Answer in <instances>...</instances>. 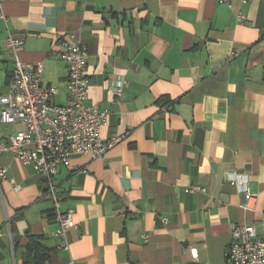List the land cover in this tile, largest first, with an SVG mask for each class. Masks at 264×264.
I'll return each mask as SVG.
<instances>
[{
  "label": "crops",
  "instance_id": "crops-1",
  "mask_svg": "<svg viewBox=\"0 0 264 264\" xmlns=\"http://www.w3.org/2000/svg\"><path fill=\"white\" fill-rule=\"evenodd\" d=\"M0 4L23 40L19 58L42 64V87L57 89L56 104L65 103L68 75L57 36L87 47V103L109 111L102 138L121 137L102 159L73 156L58 168L61 208L77 224L69 252L56 249L44 180L0 155V264L41 262L38 249L47 252L42 264H223L232 224L263 234L264 0ZM6 37L0 18V94L13 68ZM21 130L0 123V141ZM228 172L248 177L246 193ZM191 186L205 191L186 193ZM29 236L38 238L31 249Z\"/></svg>",
  "mask_w": 264,
  "mask_h": 264
},
{
  "label": "built area",
  "instance_id": "built-area-1",
  "mask_svg": "<svg viewBox=\"0 0 264 264\" xmlns=\"http://www.w3.org/2000/svg\"><path fill=\"white\" fill-rule=\"evenodd\" d=\"M0 18L7 29L5 47L13 58L12 75L5 94H0V123L23 125V130L0 141V155L13 154L23 165H31L46 183V193L54 208L57 227L53 236L60 239L57 250L69 252L67 233L76 228L72 211L61 208L54 178L59 167H69L73 156L102 159L121 141V137L103 139L101 130L107 125L109 111L89 105V77L86 74L87 47L72 35L56 38V57L67 67L66 99L64 104L52 101L56 88L42 87L41 63L23 62L19 52L23 40L7 28V20L0 4ZM243 20L241 15L237 16ZM124 82L113 86L119 93ZM6 167L0 166V181L5 178ZM226 178L241 193L248 190V177L228 172ZM205 188L191 186L186 193L204 192ZM165 222V219L163 220ZM231 242L225 252L223 264H264V232L258 235L251 225L230 227ZM192 257L195 250H190ZM13 257V256H12ZM72 264V262H71Z\"/></svg>",
  "mask_w": 264,
  "mask_h": 264
},
{
  "label": "trees",
  "instance_id": "trees-1",
  "mask_svg": "<svg viewBox=\"0 0 264 264\" xmlns=\"http://www.w3.org/2000/svg\"><path fill=\"white\" fill-rule=\"evenodd\" d=\"M29 238H30L29 247L31 249V247H34L36 245L34 243L38 242V238L35 236H29ZM33 249H35V248H33ZM36 254H37V256H39V259L41 258L40 259L41 262L45 263L46 261H48L47 252H44V250L38 249V251H36ZM41 262H35L34 264H42Z\"/></svg>",
  "mask_w": 264,
  "mask_h": 264
}]
</instances>
